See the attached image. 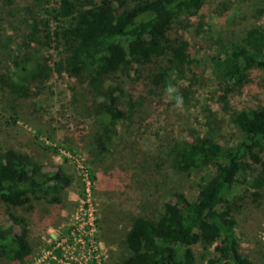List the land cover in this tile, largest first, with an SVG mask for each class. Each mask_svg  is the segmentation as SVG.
<instances>
[{
    "label": "trees",
    "instance_id": "trees-1",
    "mask_svg": "<svg viewBox=\"0 0 264 264\" xmlns=\"http://www.w3.org/2000/svg\"><path fill=\"white\" fill-rule=\"evenodd\" d=\"M208 1L34 0L24 19L14 21V0H0V88L28 98L32 85L52 74L77 79L91 96L90 116L98 127L94 148L105 153L127 118L120 110L122 89L110 79L154 66L148 78L150 92L156 94L184 78L192 57L182 32ZM5 22L20 43L11 42L12 37L3 40ZM218 42L211 69L227 108L229 97L250 82L251 72L264 71V29L253 26L240 41ZM43 49L52 51L53 63L41 59ZM178 90L185 102L182 88ZM227 119L241 137L238 142L223 144L222 134L208 125L203 136L168 152L173 171L203 174L197 195L190 200L174 192L155 219L135 218L124 240L129 255L116 264H195V245L202 248L207 264H251L236 232L239 206L232 193L248 179L257 190L253 197L264 187V105L230 111ZM71 186L72 178L60 167L44 172L30 155L0 151V207L9 222L0 225V258L23 263L32 252L27 222L14 211H30L33 201L61 205Z\"/></svg>",
    "mask_w": 264,
    "mask_h": 264
},
{
    "label": "rangeland",
    "instance_id": "rangeland-1",
    "mask_svg": "<svg viewBox=\"0 0 264 264\" xmlns=\"http://www.w3.org/2000/svg\"><path fill=\"white\" fill-rule=\"evenodd\" d=\"M33 3L14 0L13 20H23L25 8ZM187 22L189 28L182 33L191 66L174 84L186 96L183 110L174 106V99L168 98L165 90L150 92L148 76L154 66L130 76L112 77L110 82L122 89L120 110L127 118L117 126L105 153L94 148L98 127L90 116L91 96L77 79L52 74L46 82L34 83L28 98L0 88V151L13 149L30 155L44 172H56L60 167L72 178L61 205L33 201L30 211H14L27 222L32 252L23 263L0 258V264L64 263L59 251L54 250L55 260L48 252L68 234L86 199V183L96 210L95 238L104 264H116L129 255L124 240L135 218L155 219L174 192L195 199L203 174L173 171L167 154L173 147L203 136L208 125L222 134L223 144L238 142L241 137L228 124V112L264 105V71H252L250 82L229 97L226 108L219 98L220 81L211 69L219 40L230 44L240 41L250 27L264 29V0H209L200 14ZM4 26L3 40L7 43L12 37L11 42L20 43L17 36H11L14 32L9 23ZM41 53V59L53 63L51 50ZM258 173L257 168L255 176ZM250 183L248 179L247 184L237 185L232 193L239 206L236 232L248 261L264 264V187L255 198L252 193L257 190L250 188ZM0 225L9 226L2 207ZM192 249L195 264H207L202 248L195 245Z\"/></svg>",
    "mask_w": 264,
    "mask_h": 264
},
{
    "label": "built area",
    "instance_id": "built-area-1",
    "mask_svg": "<svg viewBox=\"0 0 264 264\" xmlns=\"http://www.w3.org/2000/svg\"><path fill=\"white\" fill-rule=\"evenodd\" d=\"M86 185V199L76 211L68 234L60 238L53 251L48 252L55 260L54 250L59 251L64 260L62 264H104L105 262L95 238L96 210L90 199L89 183Z\"/></svg>",
    "mask_w": 264,
    "mask_h": 264
},
{
    "label": "clouds",
    "instance_id": "clouds-1",
    "mask_svg": "<svg viewBox=\"0 0 264 264\" xmlns=\"http://www.w3.org/2000/svg\"><path fill=\"white\" fill-rule=\"evenodd\" d=\"M165 94L168 98L174 99L175 101V107L179 110H183V105H184V99L182 94L179 93V90L177 87H175L172 84H168L165 87Z\"/></svg>",
    "mask_w": 264,
    "mask_h": 264
}]
</instances>
